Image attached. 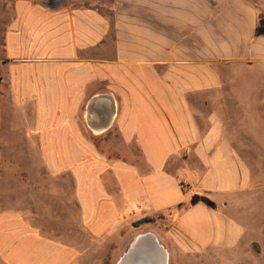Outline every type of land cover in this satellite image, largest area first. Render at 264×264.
Returning a JSON list of instances; mask_svg holds the SVG:
<instances>
[{
  "label": "crops",
  "instance_id": "obj_1",
  "mask_svg": "<svg viewBox=\"0 0 264 264\" xmlns=\"http://www.w3.org/2000/svg\"><path fill=\"white\" fill-rule=\"evenodd\" d=\"M115 1L11 0L0 264H264V0Z\"/></svg>",
  "mask_w": 264,
  "mask_h": 264
},
{
  "label": "rangeland",
  "instance_id": "obj_2",
  "mask_svg": "<svg viewBox=\"0 0 264 264\" xmlns=\"http://www.w3.org/2000/svg\"><path fill=\"white\" fill-rule=\"evenodd\" d=\"M66 1L73 6L94 7L97 10L106 13L108 15L113 14L114 8L115 6H117V2L115 0H66ZM12 16H13V5L11 4V0H0V77L2 78V81L0 82V140H2L3 144H7L8 142L7 141L8 126L6 125L7 119L5 115H2V112H5V110L8 109V99L6 93L7 89L3 78L4 77L3 62L6 61L5 52H4V43H5V35H6L7 27ZM8 155L9 152L6 154V156ZM10 177L13 180L11 182L2 184V187H0L2 189L0 191L1 193L11 192L12 187L9 185L11 184L17 185V182L14 181V179L16 180V176L10 175ZM19 190L22 191L21 188ZM9 199H10L9 197L0 196V202L3 205L6 206L10 205L8 203ZM21 200H23L22 197ZM38 200L41 201L39 208L41 210L42 233L54 239L68 240L69 237L66 236V234L71 233L72 230L65 228L64 225H66V222L61 220L64 217V213L63 214L61 213L62 206H58L54 198L49 199L47 197H43L41 199L38 198ZM20 206L24 207L23 204H21ZM98 264H104V262ZM108 264L110 263L108 262ZM229 264H232V262H229Z\"/></svg>",
  "mask_w": 264,
  "mask_h": 264
},
{
  "label": "water",
  "instance_id": "obj_3",
  "mask_svg": "<svg viewBox=\"0 0 264 264\" xmlns=\"http://www.w3.org/2000/svg\"><path fill=\"white\" fill-rule=\"evenodd\" d=\"M258 33L260 35H264V18H262L260 20V27H259ZM0 81H1V79H0Z\"/></svg>",
  "mask_w": 264,
  "mask_h": 264
},
{
  "label": "trees",
  "instance_id": "obj_4",
  "mask_svg": "<svg viewBox=\"0 0 264 264\" xmlns=\"http://www.w3.org/2000/svg\"><path fill=\"white\" fill-rule=\"evenodd\" d=\"M151 221H153V220L150 219V218H147V219H145V220H143V221H140V222L135 223V226H139V225H141L142 223H145V222H151Z\"/></svg>",
  "mask_w": 264,
  "mask_h": 264
}]
</instances>
